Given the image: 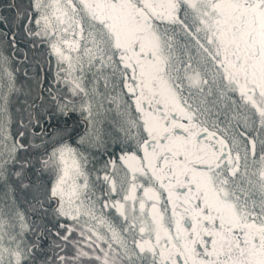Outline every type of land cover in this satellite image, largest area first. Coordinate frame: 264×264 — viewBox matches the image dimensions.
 <instances>
[{
	"label": "snow or ice",
	"instance_id": "obj_1",
	"mask_svg": "<svg viewBox=\"0 0 264 264\" xmlns=\"http://www.w3.org/2000/svg\"><path fill=\"white\" fill-rule=\"evenodd\" d=\"M0 264H264V0H0Z\"/></svg>",
	"mask_w": 264,
	"mask_h": 264
}]
</instances>
